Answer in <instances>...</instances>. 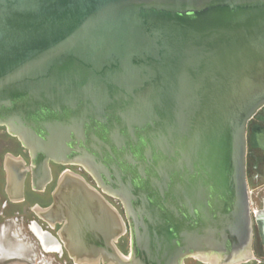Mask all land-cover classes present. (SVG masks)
<instances>
[{
	"label": "water",
	"instance_id": "obj_1",
	"mask_svg": "<svg viewBox=\"0 0 264 264\" xmlns=\"http://www.w3.org/2000/svg\"><path fill=\"white\" fill-rule=\"evenodd\" d=\"M263 105L264 0H0V126L36 187L50 162L94 182L65 169L44 211L76 264L253 259L246 125Z\"/></svg>",
	"mask_w": 264,
	"mask_h": 264
},
{
	"label": "flooded vegetation",
	"instance_id": "obj_2",
	"mask_svg": "<svg viewBox=\"0 0 264 264\" xmlns=\"http://www.w3.org/2000/svg\"><path fill=\"white\" fill-rule=\"evenodd\" d=\"M30 165L29 151L6 127L0 126V264H76L58 235L62 224L46 220L44 211L52 204L57 179L65 169L94 182L78 166L50 162L51 178L39 188L33 184ZM25 168L20 190L11 185L10 175L15 171L19 181ZM246 179L253 217L254 258L241 264H264V105L246 125ZM105 197L124 218L119 200ZM116 245L123 254L128 253V228ZM185 264L205 263L186 258Z\"/></svg>",
	"mask_w": 264,
	"mask_h": 264
}]
</instances>
